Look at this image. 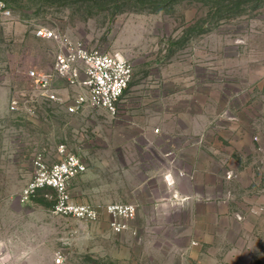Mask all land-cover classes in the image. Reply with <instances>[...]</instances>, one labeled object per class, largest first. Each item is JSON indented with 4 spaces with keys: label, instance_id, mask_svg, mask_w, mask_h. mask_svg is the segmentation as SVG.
<instances>
[{
    "label": "rangeland",
    "instance_id": "obj_1",
    "mask_svg": "<svg viewBox=\"0 0 264 264\" xmlns=\"http://www.w3.org/2000/svg\"><path fill=\"white\" fill-rule=\"evenodd\" d=\"M6 1L0 264H264V0ZM38 28L132 64L115 112L69 111L63 81L55 101L33 86L59 49ZM68 155L88 168L74 197L135 204L130 230L55 215L53 190L21 201L37 157Z\"/></svg>",
    "mask_w": 264,
    "mask_h": 264
},
{
    "label": "built area",
    "instance_id": "obj_2",
    "mask_svg": "<svg viewBox=\"0 0 264 264\" xmlns=\"http://www.w3.org/2000/svg\"><path fill=\"white\" fill-rule=\"evenodd\" d=\"M13 10L6 0H0V20L13 18ZM38 38L54 41L58 51L47 71L27 72L33 86L48 100L59 98L57 83L77 90L73 95L69 111L79 112L85 108H98L115 112L117 105L129 89L134 78V67L125 59L89 49L83 42L73 41L67 36L47 28L35 31ZM63 149V147L61 148ZM83 159L68 155L60 162L48 165L42 157L34 160V176L21 193V201H29L36 193L53 190L56 201L53 213L65 218H74L84 225L97 223L100 212L88 203H78L71 196V180L86 173ZM110 218V228L116 234L130 229L138 208L135 204L111 203L105 207ZM56 264L63 262L61 255Z\"/></svg>",
    "mask_w": 264,
    "mask_h": 264
},
{
    "label": "crops",
    "instance_id": "obj_3",
    "mask_svg": "<svg viewBox=\"0 0 264 264\" xmlns=\"http://www.w3.org/2000/svg\"><path fill=\"white\" fill-rule=\"evenodd\" d=\"M85 162V161H84ZM86 163V162H85ZM87 165V164H86ZM81 176V175H80ZM80 176H78V177H76V178H74L73 180H71V182H70V185H69V189H70V193H71V196H72V198L74 199V201H76V202H78V203H81V204H83V203H88L89 204V202H87V200H82V199H76L75 197H74V190L76 189V187L75 186H77V181H78V179L80 178ZM81 177H83V176H81ZM86 177H88V174H86V175H84V177L83 178H86ZM90 205H92V206H94L99 212H104L105 213V208H103V206H101L98 202H90ZM106 207V206H105ZM104 209V210H103ZM103 210V211H102ZM130 230V229H129ZM136 241H138L139 239H135ZM35 250V249H34ZM34 250L32 249V250H28L27 249V245H24V244H22L21 245V242H20V259H24V258H27V257H29V256H32V255H34Z\"/></svg>",
    "mask_w": 264,
    "mask_h": 264
}]
</instances>
